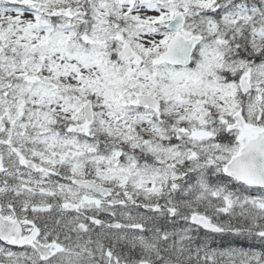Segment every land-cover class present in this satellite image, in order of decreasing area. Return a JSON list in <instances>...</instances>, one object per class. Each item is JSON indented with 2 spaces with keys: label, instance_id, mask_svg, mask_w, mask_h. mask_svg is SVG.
<instances>
[{
  "label": "snow or ice",
  "instance_id": "1",
  "mask_svg": "<svg viewBox=\"0 0 264 264\" xmlns=\"http://www.w3.org/2000/svg\"><path fill=\"white\" fill-rule=\"evenodd\" d=\"M0 264H264V0H0Z\"/></svg>",
  "mask_w": 264,
  "mask_h": 264
}]
</instances>
